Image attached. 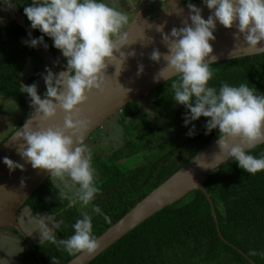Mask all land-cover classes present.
<instances>
[{"label": "trees", "instance_id": "16d2710c", "mask_svg": "<svg viewBox=\"0 0 264 264\" xmlns=\"http://www.w3.org/2000/svg\"><path fill=\"white\" fill-rule=\"evenodd\" d=\"M15 2L27 25L19 22L0 25V92L25 106L31 103V98L20 91L21 75L27 67H33L34 74L26 81L33 83L44 73L45 61L40 45L33 48L23 42L29 38V27L33 30V38L44 35L53 55L59 49L53 46L52 38L31 28L24 14V7L30 5L31 0ZM191 2L197 4L201 0ZM157 15L159 12L155 10L153 16ZM210 67L214 71L210 86L218 89L222 83L238 85L243 82L256 88L258 94H264V53L213 63ZM177 80L179 76L154 90L152 107L163 118L165 127L152 121L147 112H140V101L131 102L116 117L124 132L123 143L118 147L108 145L113 149L110 155L100 152L106 151L107 145H100L104 147L92 152L97 186L101 189L92 203L99 205L110 218V222L105 221L103 216L91 213V204L87 206L93 215L96 238L219 137L218 129L205 134L206 121L210 118L203 116L192 122L196 134L187 135L192 124L185 127L183 117L190 110L173 100L171 85ZM32 113L33 110L5 139ZM107 130L105 126L99 128L90 139L104 137ZM251 154L264 155V143L252 148ZM204 185L214 201L226 241L219 234L206 194L193 189L140 223L88 264H264V171L254 175L247 173L231 159L213 170ZM58 192L55 180L50 177L29 203L36 215L45 211L54 217V222L60 223L59 240L74 234L73 224L82 218V206H69L68 200L61 199ZM66 211L70 213L68 222L64 221ZM54 247L58 251L52 249V255L44 244L31 246V257L25 264H65L78 254L69 255L57 244Z\"/></svg>", "mask_w": 264, "mask_h": 264}, {"label": "clouds", "instance_id": "9594fccd", "mask_svg": "<svg viewBox=\"0 0 264 264\" xmlns=\"http://www.w3.org/2000/svg\"><path fill=\"white\" fill-rule=\"evenodd\" d=\"M201 2L213 10L207 19L202 15L203 9L189 0L191 24L173 27L170 33H164V25L157 26L169 51L162 54L158 48L154 49L150 59L159 62L163 55L167 62L157 79L179 76L171 88L173 100L190 110L184 113V126L201 116L210 118L206 121L205 134L218 129V143L227 158L254 175L264 171V155L251 154L257 143L264 142V94H258L256 88L243 82L238 85L222 83L218 89L210 86L209 81L214 76L210 65L215 63L216 57L206 58L213 52L210 41L216 39L217 21L225 28L235 27L234 38L239 40L242 34L247 49L264 52V46L258 47L264 41V0ZM5 6L15 7L11 0H0V7ZM24 14L32 29H39L52 38L53 46L61 51L67 63L58 73L46 68V74H41L46 85L43 99L36 83L23 84L20 91L30 96L38 118L47 121L56 116L58 110L65 115L62 125L38 128L32 126L29 118L23 129L15 134L16 140L25 142L17 149L18 154L34 169L50 171V177L58 182L59 197L68 200L69 206L81 204L87 208L91 204V213L110 222L100 206L92 203L101 189L97 186L92 150L84 143L90 121L82 115L79 106L88 100V93L93 89L104 90L109 64L115 65V74L119 76L128 57L135 56V51H122L134 43L127 31L129 17L111 6L108 0H31L30 5L24 7ZM28 37L23 41L26 45L35 48L43 44L48 48L44 35L33 38L29 32ZM149 43L154 40L149 39ZM142 72L141 64L137 74ZM149 114L155 115L151 111ZM195 134L196 126L192 124L187 135ZM3 163L10 171L24 169L23 164L8 157H4ZM23 214L28 223L35 225L33 232L38 230L40 241L63 246L69 255H91L100 247L93 234V215L88 211H82V218L73 224L74 234L59 240L56 233L59 225L51 222L50 217L39 215L35 218L29 209Z\"/></svg>", "mask_w": 264, "mask_h": 264}, {"label": "water", "instance_id": "95a60500", "mask_svg": "<svg viewBox=\"0 0 264 264\" xmlns=\"http://www.w3.org/2000/svg\"><path fill=\"white\" fill-rule=\"evenodd\" d=\"M122 1L125 7L135 15L127 28L129 38L134 43L123 48L122 51L126 53L135 51V56L128 57L119 76L115 74V65L109 64L106 69L108 79L104 90L93 89L88 93V100L79 106L82 109V115L90 121V127L85 133L84 143L90 139L93 132L108 125L111 119L122 112L123 108L129 103L142 101L148 93L155 90L159 85L178 76L172 75L168 79L163 77L157 79L158 73L166 67L167 62L164 60L163 55L159 62L151 60L150 55L157 48L162 54L169 51L167 44L162 39V33L157 31L158 25H164V33H170L173 27L180 28L184 27L185 23L191 24L190 10L187 4L183 0H164L166 6L159 11V15L150 17L145 0H141L140 10L130 6L127 0ZM196 5L203 9L202 15L205 19L212 14L213 10H209L202 2ZM180 9H183V11L181 12ZM236 31L235 27L225 28L217 21V28L214 32L216 39L210 41L213 45V52L206 59L215 56V63H217L264 53L257 51L258 49L254 51L247 49L242 34L239 40L234 38L233 33ZM149 39L154 40V43H149ZM260 46H264V41L260 42L258 47ZM116 55L118 56L119 53H116ZM141 64L143 65V72L138 75ZM39 95L42 99L45 96V94ZM7 98L12 99L11 97ZM1 99H4V97ZM64 115L63 111L58 110L56 116L44 121L33 112L29 118L33 121L32 126L38 128L56 124L62 125ZM25 123L0 144V227L14 226L20 230L21 228L16 220L19 210L50 178L49 170L34 169L30 163H27L18 154L17 149L21 143L25 142L16 140L15 134L18 130L23 129ZM218 140L219 137L98 236L97 240L100 247L96 253L91 255L78 253L65 264H88L140 223L166 206L180 200L193 189H199L206 194L211 204L219 234L226 241L220 229L214 201L204 185V180L213 170L232 159L227 158V153L220 149ZM263 143H257L255 146ZM4 157L23 164L24 169L17 168L15 171H10L8 166L3 163ZM253 263L257 264L256 262Z\"/></svg>", "mask_w": 264, "mask_h": 264}, {"label": "rangeland", "instance_id": "374dc122", "mask_svg": "<svg viewBox=\"0 0 264 264\" xmlns=\"http://www.w3.org/2000/svg\"><path fill=\"white\" fill-rule=\"evenodd\" d=\"M121 0H108V3L117 8L118 10L125 12L130 22L134 19L135 15L133 12H131L129 9L125 7L123 2H119ZM130 6L137 9L140 8L142 1L141 0H127ZM148 5V15L151 17L155 13V10H158L159 6L165 5L164 0H145ZM11 2L15 5L14 8H8V7H0V25H6L9 22H19L20 24L27 25V22L25 18L23 17L22 13L19 12V9L16 5L15 0H11ZM140 3V6H139ZM29 32H33V30L29 27ZM38 38L37 36H35ZM41 50L45 56V61L42 65L44 73L46 68H51L53 72H60L64 70V66L67 63V60L65 57L62 56L61 51L59 50L56 55H53L52 52L48 50V48H44L43 44L40 45ZM34 74V68L29 66L27 69L23 72L21 75V82L23 84H27V79ZM33 83H36L38 86V91H40V94H44L46 91V85L43 80V76L41 75L38 77ZM31 83V84H33ZM28 84V85H31ZM4 99H1L3 98ZM146 99H149V102L146 104V109L148 111H151L155 113V115H150V118L156 122L165 127V122L161 119L160 116L157 115V112L153 110L152 107V95L147 94ZM33 110L31 103L28 105L22 106L20 103H18L14 99L5 98V96L2 95L0 92V143L4 141L5 137L9 135V133L14 130V128L20 123V121L25 118L31 111ZM116 115L114 118L111 119V121L106 125L105 127H108L107 132L104 133V137L99 138L97 140H87L85 142L86 145L89 146V148L92 150V152L95 150L99 151L104 146L100 145H107L106 151H100L103 155H110L113 152V149L110 146H117L123 143V130L120 127V124L117 122ZM15 132V131H14ZM106 135V136H105ZM11 136V135H10ZM108 136V137H107ZM95 138V137H92ZM6 140V139H5ZM56 185V184H55ZM82 206V205H80ZM88 207L84 208L82 207V211H88ZM33 214V213H32ZM46 214H41V216ZM51 218V222H54V217L51 215H47ZM35 217V216H34ZM36 218V217H35ZM39 218V216L37 217ZM70 219V213L69 211H66L64 216V221L68 222ZM56 223V221L54 222ZM56 224L59 225V222ZM51 226V224L49 225ZM34 230V229H31ZM57 233V230H56ZM34 236H37L36 242H43L44 246L48 250V253H51L52 255V249L53 251H58L57 247H54L55 243H51L47 240L40 241L38 230L33 232ZM35 242V240H34ZM23 244H18L15 240L12 238H2L0 239V264H25L27 260L31 257V253L29 252L28 242L23 241Z\"/></svg>", "mask_w": 264, "mask_h": 264}, {"label": "flooded vegetation", "instance_id": "af4514ba", "mask_svg": "<svg viewBox=\"0 0 264 264\" xmlns=\"http://www.w3.org/2000/svg\"><path fill=\"white\" fill-rule=\"evenodd\" d=\"M119 2H123L122 0L119 1ZM139 6H140V3H139ZM164 6H166V3L165 5H161L159 6L158 10L156 11H160ZM138 10H140V8H138ZM149 9H147L148 11ZM151 17H154V16H151ZM156 90V89H155ZM45 94V92H44ZM149 95H152L153 97H155V91L153 90L152 92L148 93ZM152 97V98H153ZM141 102V105H142V109L140 112H147L148 113V117L150 118V114H149V111L146 109V104L149 102V99H146V97H144V99ZM151 119V118H150ZM161 119L163 120V118L161 117ZM152 120V119H151ZM153 121V120H152ZM156 123V122H155ZM2 143V142H1ZM0 143V144H1ZM54 180H55V184H57L58 182L56 181V178L52 177ZM40 189V188H39ZM31 200V199H29ZM29 200L26 202V204L19 210V213H18V217H17V222L19 223V226L21 228L18 229L17 227H14V226H3V227H0V239L2 238H12L13 240H15L18 244H23L22 242L25 241V242H30L28 244V247L31 248V246L35 245V244H38V245H42L44 244V241L43 242H36V239L38 238L37 236H34V234L32 233L33 230L31 229H34L35 225L34 224H30L27 222V219L25 218L24 216V210L25 209H29L31 210V212L33 213V216H35L36 218L41 215V214H46V215H49L47 212L45 211H42L40 212L38 215H36L34 213V210H33V207L31 205V202L29 203ZM57 223V222H56ZM59 226H60V223H59ZM59 228V227H58ZM57 228V229H58ZM56 229V230H57ZM35 240V242H34ZM24 245V244H23Z\"/></svg>", "mask_w": 264, "mask_h": 264}]
</instances>
